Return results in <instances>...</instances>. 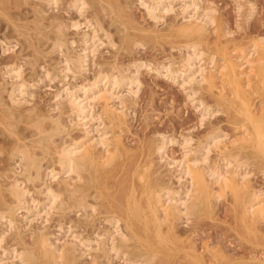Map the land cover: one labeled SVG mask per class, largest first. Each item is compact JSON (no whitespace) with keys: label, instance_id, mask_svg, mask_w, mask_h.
Masks as SVG:
<instances>
[{"label":"rangeland","instance_id":"obj_1","mask_svg":"<svg viewBox=\"0 0 264 264\" xmlns=\"http://www.w3.org/2000/svg\"><path fill=\"white\" fill-rule=\"evenodd\" d=\"M43 1L44 0H3V1L1 0L0 1V4H2V6H0V9H1L0 10V17L2 18L0 20V38L4 41V42L2 41V43L4 45L0 42V68L2 65L6 66L7 64L8 65L11 63L15 64V62H17L16 64L21 65V67L23 68L22 75H23V78L25 77L24 81L28 82L27 83L28 85L26 84V86H24L26 95L24 94L25 96H23L24 98H22V102L19 104H12V102L9 101V99H8L9 96L7 94L8 90H9L8 87L10 88V84H9V86L6 85L7 83L3 84L4 80H2L3 79L2 77L0 78V82L2 81L1 83H2V86L4 88L3 91H5V92H3L1 90L2 87H0V90H1L0 93L3 94L2 95L3 99L5 100V102H7V105H5L6 107L0 106L1 107L0 108V116H1L0 117V120H1V124H0V184H1L0 185L1 186L0 187V198H1L0 199V209H4L7 206L6 204L10 205L12 203V201H11L12 196L10 194H8L9 191L7 190V187H6L7 185H5V184H8V186H9L10 182L17 175L20 179L23 178L21 175L15 173L13 171L14 170L13 167L15 165H17L15 162L17 157L15 158L12 156V154L10 155V153L12 151V150H10L11 147L13 148L14 145L19 143L21 140L22 141L20 143H22V142L27 143V144L29 143V145H30L33 140L37 139V135L32 134L33 132H35V130H34L35 128L31 122L39 119V117L42 118V116L47 117L50 114L52 116L55 115L54 117L58 116L60 121L63 122V124H65L67 126V128L70 125L68 128V131L70 130L69 133L70 134L72 133L70 135L72 138L77 139L79 137V139H82L85 137L83 126L78 124L77 125L78 127H77L74 123V122H76L77 119L75 117H73L72 118L73 121L71 123L68 119L69 117L67 118V115L70 112L69 111L70 109H68V106L70 108V104L67 101L68 99H66V100L62 99V97L67 98V96H65V95H67L65 93L67 87L70 89L72 87H73L72 89H78V87L80 88V85L84 86V84H85V86H87L90 82V81L88 82L89 78H90V80L92 78H94L96 73H99V71L106 70L108 72H111V71H113V69L115 71L117 69L116 66L119 67L121 64H122L121 68L122 69L126 68L127 69V71L125 70L126 73H129L130 70H132L134 68V66L132 67L133 63L138 62L137 60H139V61L144 60L145 63L148 61L149 63H152V66H153V63L155 65V64H158L159 62L161 64V63H174L175 61H176L175 62L176 66H177V64L180 65V63L183 62V58H184L183 53L187 52V49H186L187 47L185 44H187L189 41H191L193 39V38L190 39L191 37H188L186 35L184 36V34H182V32L180 33V31H178V30L176 31V29H178V27L180 26L179 25L180 22L184 21L182 19L184 17H183V15H181V13L183 12L182 6L180 7V5H182L181 0L172 1L171 2L172 10H168L169 12L164 11L165 12L164 13L163 11L159 10L158 13L160 14L161 19L159 18L157 21L155 20L156 22H154L153 18H150L148 16V14L145 10V7L140 6L138 0H84L85 2H87L86 6L88 7V8L86 7V9H85L86 11L84 13H86V14H84V15L80 14L76 8H75L76 9L75 10L74 7L71 6L70 3L73 0H59V1L57 0V3H55V5L52 3L47 4L46 1L45 2H43ZM180 2H181V4H180ZM197 2H198L197 5H198L200 10H202V9L204 10V8L205 9L210 8L211 10H213V13H214L213 14L214 23L212 25L207 26L208 27L206 30L207 32H205V34H204V36H205L207 33L206 37H204L206 39H205V41H204V39L202 41L203 42L202 43V50H204L205 55L204 54H203L204 56L202 55L203 58L201 59V61H202L201 63H203V60H204V63H205L204 65H206V63H208L207 58L209 59L211 56H213V58H214L213 63H216L219 65L223 61L224 52H226V51L231 52V50L235 49L236 47L237 48L244 47V46H246V44L248 45V43H251L250 42L251 40L254 41L256 38H258V36L264 37V0H201V1L198 0ZM249 2L250 3L252 2L253 4L255 3L254 4L255 9H254V12L247 19V17H245V16L248 13L247 11H249L248 10L249 4H250ZM246 3H247V5H246ZM239 4L242 5V9H241L242 12H241V10L240 11L238 10ZM2 7L5 8L6 10L2 9ZM35 8L38 11V13L40 11L39 15H38L37 11L35 10ZM37 8H39L40 10ZM42 9L45 13L42 11ZM2 11H3V13L1 14ZM27 11H28V13H27ZM8 12H9V14H8ZM2 15H4V16H2ZM8 16H10V17H8ZM92 16H94V18L96 16V19L100 20V21L99 20L98 21L100 22L103 29H106L107 31H109V35L111 33L110 37L112 36L111 37L112 41H113V43L115 42L114 46H112L113 45L112 42L109 44L110 41L109 42L107 41L108 38H106L107 36L103 34L104 31L99 30L98 31L99 33L97 32V36L101 37L100 39L103 41V43H101V40H99V39H98V41H96L97 42L96 45H98V46L101 45V47L100 48L97 46H96L97 48L94 47V50L91 52V53L94 52L93 53L94 55L91 54L89 50H87V53L89 52L90 55L88 54V57H86V65L84 67V70L83 71L81 70L82 73H81V71H78V74H77V72H74V73H76V76H75V75H71L74 73L70 72V71L69 72L71 74L68 71H67L68 73L61 72L60 66H61L62 60L64 59L63 58L64 56H62L64 54H61L60 50H54V49H52V47L50 48V45L51 46L53 45V40L55 39V36L58 35L57 28L55 26L61 25L60 21L63 23V26H67L66 30L63 28L62 39L64 40V42L66 41L64 46H67V44H68L70 47H68V46L65 47V48H67L66 49L67 51L66 50L65 51L67 52V54L69 56H71L74 53L73 55H74V57H76L79 54L78 51H80V53L83 52L82 48L84 47V41H83L84 34H83V32H80V31L84 30L85 26L82 25L84 27H81L80 29H76L75 27H71V25H69V24H70V22H72V20H75L77 18L80 21H84V17L93 18ZM42 17H44V18H42ZM4 18L5 19L8 18V19L5 20ZM9 18H11V20ZM40 18L43 20H41ZM39 21H40V23H39ZM64 22H65V25H64ZM55 23H57V24H55ZM58 23H60V24H58ZM17 24H19V25H17ZM53 24H55V25H53ZM15 25L17 28L15 27ZM38 30H40V32H38ZM55 30H56V33H55ZM90 30H91V28H90ZM100 31H102V32H100ZM101 34H102V36H100ZM179 35H181V36H179ZM220 35H221V37H219ZM63 37H65V38H63ZM99 37H97V38H99ZM52 38H53V40H52ZM185 38L188 40H186ZM220 38H221V40H220ZM67 39L68 40L70 39L69 40V41H71L70 43H72L75 40L71 44L72 46L70 45V43ZM221 41L222 42L224 41L225 43H223V44L224 45L226 44V45L224 46ZM136 42H137V44H136ZM81 44H82V46H81ZM204 44H205V46H204ZM12 45H13V47H11ZM75 46H76V48H75ZM79 46H81V47H79ZM181 46H182V48H179ZM206 46H208V47L206 48ZM3 48H4L5 52L3 51ZM65 48L63 47V50ZM180 49H182V50H180ZM49 50H53V52H50ZM59 51H60L61 56L59 54ZM221 51H222L223 55L221 54ZM75 53H77V55ZM181 54H182V56H181ZM205 58H206V60H205ZM87 59L88 60L91 59V60L88 62ZM171 59H172V62H171ZM57 60H61V61H57ZM114 61H115V63H114L115 67L113 65ZM57 62H59L60 65ZM87 62L90 65H88ZM57 64L59 65V67ZM111 64L113 65V68H112ZM118 64H120V65H118ZM124 65H127V66H124ZM88 66H90V67H88ZM99 66H101V69H99ZM57 67L59 68L58 71H57V69H58ZM121 68H119V69H121ZM85 69H88L87 72L85 71ZM97 69H99V71ZM152 70H153V68H151L150 66H147V65L141 66V68L138 71L139 73H137L138 80L140 81V82L139 81L137 82L138 84L140 83L139 85L137 83H132V86H131V84L126 86L127 89L125 86H123L122 88L120 87V88H116L115 90H113L114 93L118 94V95H115L114 99L113 98L111 99L112 101L114 100L115 103L110 100L111 104L113 103L114 106L116 105L115 106L116 109H118L122 106L121 108H123V109L120 108L121 110L120 111L117 110V111L120 113L123 110L124 115L120 114V116L121 115L122 116L121 117L119 116L116 119L114 118L115 120H113L112 123H111V121L106 120L105 122H106L107 127L105 128V131L108 133V135H110V136L112 135L111 136L112 142L114 139L113 138V132L114 131H115V133H117V134H115V137H119V136L121 137V138L119 137V139H120V144H122L120 146V147H122L120 149L122 154H121V152L118 153L116 156V159L114 160L112 165H109L107 167L108 170L106 168L105 170H107V171L103 170V171L99 172L96 179H95L94 175L91 176V179L94 178L93 180H95V181H93V180L91 181L94 184L91 183V185H90L91 187H90L89 191H90L92 197L90 196L89 200L95 201V200H93L94 194L96 196H99L96 199V200H98L96 202L97 207L96 206H95L96 208H93V207L88 208L87 207L86 210L85 209H82V210L79 209V211H78L76 208L70 207L71 208L70 209V208H68L69 207L68 206V207L61 209V210L60 209L59 210L58 209L52 210V212H54L52 215L48 214V213H51V211L46 213V214L44 213L46 218L44 217L43 212H41L42 214L38 220H36V219L38 218L37 216H39V215L35 216L36 219H34L35 217L33 215H35V214H33V212L29 211L28 209H25L26 211H24L23 208H20L21 211L19 209L18 211H20V212L17 211V213L15 214L16 216L18 214V216H17L18 218L15 215L13 216V219L15 220L14 222L16 223V224H14V222H13V226H14V227L12 226L13 229L12 228L10 229L9 226H6L7 224H5V223L4 224L0 223V231H1L0 237L4 236V237H2V239L0 241V243L2 242V244H0V264L4 263L6 260L8 261L7 258H8V256H10V254H8L9 249L13 248L14 246L19 248V249L23 246L36 247L38 245L37 241L39 240L38 234L41 235L42 233L45 235L47 234V236L49 237L50 241L53 244L59 243L58 245H60L61 244L60 241L63 240L64 238L65 239L62 242V244L64 242H67L66 240H68V238H71V240L69 239L68 242H70V241L73 242L72 240H74V242H75V239H78V241H76V242L79 243V241L83 242L84 239L82 237H84V238H86V240H84V242L85 241H87V243L92 242L93 244L92 243H90V244H91V246H94V243L96 244V238H100L98 236H103V237H107V236L110 237L111 236V230H113V226L110 222L108 223V218H111L113 214H115V215L117 214L119 216L123 215L122 217H124V214L126 212L125 211L126 209H124V208H126V203H125L126 202V196H128V192L132 187H134L136 189L138 196L144 195L143 192L145 190L144 187L146 185H147V187L152 185V187L154 186L155 188H158L159 186L161 187L163 185L166 187L170 186V188L173 190H177V189H179V187L181 188V184L183 182H185L184 181L185 179L184 178L180 179V181L182 180L181 183L179 180H177L178 176H176V175H178V173H177L178 171L176 169H174V168H176V165L172 162V160L178 159L183 155V152L185 151V149L182 147V145L179 146L181 144L180 141L183 140V138L188 137V135H189L193 139V140H191V142L194 145L193 144H191V145H192V148L195 150L196 146H198V144H199V141H203V139L205 140L207 135L210 134L212 131L213 132L217 131L218 133L220 132L219 136L221 137V135H222V137L225 140L227 138L228 139L227 141H230L231 139L232 140L236 139L237 136H240L239 135L240 133L242 134V131L244 129L243 124H246L247 121H245V119L243 117H241L242 115L238 112V110H237L238 106L236 105L237 102L235 99L233 101L231 100L228 103L227 102L220 103L221 100L217 99L218 97H216L217 92H218L217 89L210 91V89L208 90L207 87H205V86L202 87V85L199 87L198 84H195V83L189 84V85L186 84L187 86H189V88L193 87L192 89L193 90L195 89V91L197 92L196 93L197 98H201L206 105L210 104L209 108H210L211 114L213 113L212 116H208V117L206 116V118L205 117L201 118L200 111L197 110V108H195V106L193 105V102L192 101L190 102L191 99L189 97H187L188 96V93H187L188 87L184 88L181 86V84H179L180 83L179 80L175 79L176 80L175 81V80H173V78H170V77L167 78L168 76H166L164 73L162 75L160 73H156L157 71L155 69L153 70L154 72ZM48 71L52 75H48L49 74ZM0 72H1V69H0ZM83 72H84V74H83ZM62 74L63 75L66 74L65 75L66 78L64 76H62ZM67 74H69V75H67ZM69 76H71V77H69ZM58 77H60L62 80ZM62 77H64V78H62ZM63 79H64V81H63ZM65 81L66 82L68 81V82L65 83ZM85 81H87V82H85ZM91 81H93V79ZM77 84L78 85L80 84V85L78 86ZM65 85H67V86H65ZM76 85H77V87H76ZM133 85H135V87ZM252 85L254 87H252ZM26 87H27V90H26ZM130 87H132V89L135 88V90L137 88L136 96H134V94H135L134 89H133L134 91L131 89L134 92V94H133V92H130V90H128ZM259 87H260L259 84H255V82H253L251 84V86L248 87L249 96L252 98L253 102L255 103V110L258 109V112L261 111L263 106H264L263 105L264 104V100H263L264 88L261 87V89H260ZM122 89H124L125 91L128 90L127 93L129 94V92H130L133 95H128L123 90L122 93L126 94V96L124 94H122L125 98V99H122L123 98L121 95ZM196 89H198V90H196ZM107 90H111V89L107 88ZM118 92H120V93H118ZM250 92L253 93L252 94L253 96L251 95ZM119 95H120V97H119ZM116 96H118V97H116ZM118 98H119V100H118L119 102L117 101ZM24 99L25 100L28 99V102H26L27 100L25 101ZM103 99H104V97L100 98L97 101L95 100L94 101L95 103L93 102L94 104L92 103L93 108H96L93 110L92 113L94 116V113L96 112L94 117H96L97 120L92 119L93 121L92 120L90 121L91 129H95L93 126H97V123H95V122H98V116H96L98 114L97 110H100V108L103 106V104H104ZM121 99L125 100V102L123 101L124 102L123 103ZM23 101H25V102H23ZM120 101L122 102V104ZM9 104H11V105H9ZM123 104H125V107H123ZM58 105H60V106H58ZM117 105H121V106H117ZM256 105L258 106L257 108H256ZM232 107L234 109H236V111L238 113L236 111H234V109ZM1 109H3L4 111ZM10 109L12 111H10ZM1 111H2V113H1ZM67 111H69V112H67ZM6 112H13V113L15 112L14 117L13 118H10V117L6 118V116L8 115V113H6ZM123 112H121V113H123ZM124 116H126L125 117L126 120H125ZM120 118H122V119H120ZM6 119L8 121L12 120L11 122H14L16 124V128L14 130L16 132V134L10 133L9 130H8L9 132L6 131L8 128L7 125H4V123L6 124V122H5V121H7ZM242 120H243V122H242ZM68 122H69V124H68ZM73 123H74V125H73ZM94 123L96 125H94ZM76 127H77V129H76ZM2 130H3L4 134L2 133ZM108 130H109V132H108ZM99 133H101V132H99ZM118 134H119V136H118ZM13 135H14V137H13ZM96 135H97L96 130H93V131L91 130L90 136L95 137ZM66 136L67 135L65 134V132L62 134L56 135L55 136L56 137V144L57 143L58 144L56 145V147L52 146L50 149L51 151L49 150V153L50 152L51 153L50 154L48 153L47 156H44V158L41 155V149L39 147H36L37 149L35 148L36 149L35 151L37 152V154L40 153L39 156H42L41 158L44 159V160H41L42 174L45 173L44 172V170H46L45 168L50 169L52 166H54L56 169H58V170H56V172H58V176H59V173H60L59 172V166L55 161L56 160L55 150L59 146V144H61V142L63 141L64 138L68 139L69 136H67V137ZM161 136H163L165 140L170 141V139H171V140H175L174 142H176V143H172V141H171L170 143L169 142L166 143L167 145L165 146L164 152H165V156H168V157H165L163 154L162 159L160 158L161 156L159 155V153H157V151L155 150L156 147L160 144V141H162ZM23 137H25V138H23ZM71 137H69V139ZM167 138H170V139H167ZM121 139H123V141ZM26 140L27 141L30 140V141L27 142ZM16 141H17V143H16ZM194 141L196 143L198 142L197 145ZM229 143L227 142V144H229ZM223 144L224 143H220L219 146L223 147ZM126 145H127V148L129 147V151L131 154L129 153L128 149H126ZM147 146H148V149H147ZM228 146L231 147L230 145H228ZM54 147H55V149H54ZM124 148L126 149L127 152H124L125 150H122ZM250 148L251 147H247L241 153L245 158H247L248 164H247L246 169L248 172L250 171L249 172L250 174H248L249 179H250L248 182V185H250V186L247 187L248 189L246 188L247 192L244 191L245 196H248L249 192H251V191L253 192V191H259V190L261 191L262 190V192H264V170L262 171V169H264V160H261L256 155H253L254 153L252 151V148L251 149ZM211 150H212V148H211ZM211 150L208 154H206L205 152L204 153L201 152L202 155L200 153L197 154L198 156L200 154V156L198 157L199 158L198 164L201 162L200 164L204 165V167H206V166L208 167V166H211L213 164H215V165L219 164L221 162V160H220L221 153H219L220 151L218 149H216V147L212 151ZM150 151H152V153ZM95 152H97V154H98V150H96ZM191 152H192L193 156H195V154L193 153L194 152L193 150L190 151L189 155L192 156ZM235 152H237V150H235ZM53 154H55V155H53ZM119 154L121 157L118 156ZM125 155H126V157H125ZM11 156L13 159L11 158ZM132 157H134V158H132ZM149 157H150V159H149ZM124 158H125V160H124ZM202 158L203 159L205 158V159L203 160ZM118 159L122 162V164ZM129 159H131V160L129 161ZM145 159H146V162L144 161ZM51 160H53V161H51ZM148 160L149 161L151 160L153 163L149 162ZM142 161L144 162V164L142 163ZM118 162H120V163H118ZM125 162H127V163H125ZM116 163L121 166V169L122 168H124V169L121 170L119 165H115ZM169 163H172L171 165L173 167L171 165H170L171 167L168 166ZM127 164H129L128 167H127ZM50 165H51V167H49ZM122 165H124V167ZM143 165H147L148 168L145 169V171H144L145 175H143V179H139V178H137L138 176L134 175L133 173L135 172V168L137 166L140 169L144 170V168L141 167ZM150 165H152V166H150ZM117 166H119V167H117ZM149 166H150V168H149ZM115 167H116V169H115ZM133 167H134V169H133ZM16 169H18V167H16ZM118 169L120 170V172ZM125 169H126V171H125ZM151 169H153V171ZM110 170H112V171H110ZM127 171H128V174H127ZM102 172L104 174H102ZM112 172H114V173H112ZM149 172L151 173V175ZM61 173H62V175L63 174L64 175L62 176ZM61 173H60L61 177H64L66 175L63 172H61ZM108 173H109V175H108ZM148 173H149V175H148ZM112 174H114V175H112ZM58 176H56V178H54V179H56V181L54 179H50L49 176H47V178H46L47 180L49 178L51 183L49 181H47V182L50 183L52 187L55 186L54 187L55 190H60L61 188L64 187V184L61 185L62 184L61 183L62 178L60 176H59L60 178H57ZM122 176H123V178H122ZM42 177H44V179H45L44 175H42ZM101 177H102V179H101ZM129 177L131 179H129ZM40 178H41V176H40ZM40 178H38L39 181L36 179V182H35V180H34V182L33 181L27 182V183H29V184H27L28 187L30 189L32 188L31 189L32 190L31 195H29L30 193L27 195V198H29V199H27V202H28V203H26L27 205H30L32 203L31 200L33 198H35L37 195H38L36 197L37 199L39 198V200H41V201L43 199V197H42L43 194L38 193V191H36L40 188V186H43V184L41 182V181H43V178H41V179ZM103 178H105V179H103ZM126 178H128V180ZM121 179L124 181L122 182ZM207 179H209V178L207 177ZM98 180H100V181L98 182ZM127 181H128V183H126ZM142 181H145V184ZM100 182L102 184L103 183H105V184H103V186H102V184H100ZM129 182H130V184H129ZM149 182H151V183L148 185L147 183H149ZM158 183H160V184H158ZM143 184H144V186H143ZM129 185H131V186H129ZM216 185H218V184H215V186H213V187H214V189L218 190L219 187ZM34 186H35V188H34ZM139 186H140V188H139ZM171 186H173V187H171ZM94 187H96V188H94ZM116 187H117V190H116ZM174 187H175V189H174ZM123 188H124V191H121V190H123ZM95 189H97V190H95ZM125 189H126V191H125ZM249 189H250V191H249ZM99 191H100L101 195L96 194V193H99ZM33 192H35V193H33ZM36 192H37V194H36ZM124 192H125V194H124ZM222 192H223L222 196L218 200H216V201L212 200L211 203L213 204V208H212V204L210 206V208L212 210L209 208L206 210V212L204 210L202 212L199 211L197 213H194L190 216V219L189 218L186 219L185 217L183 219L182 218L178 219V220L176 219L177 221H175V226L173 227V229L170 227L169 223L163 222L162 226H164V227H162V232H164L163 233L164 238L162 239L163 241L162 240L161 241L162 242L165 241L166 243L165 242L164 243L166 245L164 243H162L161 241H158L160 239L157 238L156 235L154 236V234H155V233H153V232H155L154 225L150 224L148 227V230H147L146 226L141 225L142 222L137 221L136 224L134 225V227H135L134 229L138 235H136L137 236L136 239L132 240L135 243H132L130 241V247L132 248V249H130V252H132V253H130L129 256L128 255L124 256V255H120V254L115 255L114 252L113 253L111 252L110 257H108V256L104 255L105 253L103 254L102 251L97 252V250H95V249L94 250L89 249V251L84 250V249H86V247L83 244H82L83 245V247H82V245L80 243V244H78V245H80L79 248L77 247L78 249L76 248V245L73 248V250L71 249V251L73 252V253L71 252L72 253L71 255L76 254V255H73L74 259H72L73 257L71 258V260H74L71 263L74 264V262L76 261L75 264H96V263L97 264L98 263L99 264L100 263L101 264H104V263L105 264H135L132 261L134 259L139 260L138 256L141 254L142 251H144L146 249L145 251L150 252L149 250L152 249L151 251L153 252V250L155 249L154 251H156V253H158L157 256L161 255L160 257H157L156 264H204L205 261H206L205 264H213L215 262H216L215 264H255L256 261H257L256 262L257 264H260V263L264 264V262H263L264 261V236H263L264 235V219L259 217L261 220L256 219L252 222L251 217L248 216L249 217L248 219H247L246 215H245V217H243L244 213H241V215H240V212H243V211L241 210L242 207H241V204L239 203V200H238L239 198L235 196L234 191L230 188H227V189H225V191L223 190ZM246 193H248V194H246ZM1 195H3V197H1ZM30 196H33V197L30 198ZM235 197H236V200H235ZM121 198L123 199V201ZM107 199H108V201H107ZM213 201H215V202H213ZM121 202L123 204H120ZM109 203H111L112 205L110 206ZM237 203H239V204H237ZM124 204H125V207H124ZM238 207H240V208H238ZM111 209H113V210L111 211ZM122 209H123V212H122ZM27 210H28V212H27ZM106 210H109L110 212L106 211ZM55 211H57V212H55ZM208 212H210V214ZM21 213H23L24 216ZM110 213H111V215H110ZM198 213H200V214H198ZM238 215H240V216H238ZM42 216L44 217L45 220L43 219ZM106 216H108V218ZM15 217L17 218V220ZM239 217H242L243 223L240 222L241 220ZM31 218H32V220H31ZM104 218L107 220H105ZM18 219L20 221H18ZM178 221H179V223L176 224V222H178ZM18 222H19V224H18ZM26 222H28V223H26ZM246 222H247V225L249 224L248 226L247 225L246 226L247 227L250 226L249 231L251 229L252 230L254 229L253 232L251 230V232L254 233V235L252 233H250L249 231H247L248 228H246V227L243 230V228H244L243 226L245 225L244 223H246ZM249 222L251 223V225ZM28 224H30V225H28ZM254 224H255V226H254ZM68 225L71 227H69ZM18 226H19V228H17ZM60 226H61V228H60ZM240 226H242V227H240ZM65 227L67 229L69 227V230H67ZM107 227H108V229H106V231H105L106 233H105L104 230ZM166 228L169 229L168 233H166V231H165V230H167ZM255 228H256V230L258 228L257 231H259V233L255 230ZM7 229H9V230H7ZM14 229L17 231V234L15 233ZM2 230L3 231L5 230L4 234L2 233L3 232ZM142 230H144V231H142ZM95 231L98 232L97 233L98 235L94 234V233H96ZM169 231L172 232L173 234L176 231L177 232L179 231V232L178 233L176 232V234L171 236L172 233H170ZM73 232H75V233H73ZM107 232H108V234H107ZM68 233H69V235H68ZM246 233L248 236L246 235ZM18 234H21V235H19L21 237H19ZM75 234L78 235V238H77V235L75 236ZM250 234L255 236V237L251 236ZM166 235H168V236H166ZM70 236H74V238L70 237ZM79 236L80 237L82 236V237L80 238ZM93 236H95V237L93 238ZM138 236H143V237H142V239H141V237H139L140 238V240H139ZM173 236H175L178 239V241L176 240V238L173 239L174 238ZM61 237H63V238H61ZM53 238H55V239H53ZM89 238H92V240H90ZM88 239H89V241H88ZM144 239H146V241ZM56 240L57 241L59 240V241L57 242ZM93 241H95V242H93ZM184 242L186 245L184 244ZM136 243L138 244V246ZM140 243H141V246L139 245ZM146 243H148V246ZM149 243H151V244H149ZM154 244L156 245L157 249L156 248L153 249V247L155 246ZM209 244H210V246H209ZM137 247H138V249H136ZM142 247H143V250L141 249ZM209 247H211V249ZM219 248H220V250H219ZM184 249H185V251H184ZM213 249H214V252H213ZM82 250L87 251V252H83ZM131 250H133V251H131ZM135 250H139V251H136L137 252L136 253V252H134ZM6 251H8V252H6ZM75 251H77V252L74 253ZM93 251H95V252H93ZM194 251H196V252L194 253ZM80 252H81V255H80ZM82 252H83V254L86 253L87 255L86 254L83 255ZM100 252L103 255H101ZM217 252H218V254H217ZM91 253H92L93 257H96L95 261H93ZM96 253L98 254L99 258H98ZM210 253H212V255ZM188 254H190V255H188ZM75 256L77 257V259ZM190 256H192L193 258H191ZM2 257L4 259H2ZM104 257H106L108 259V261H107V259L106 260L103 259ZM97 258L100 259L101 262L99 260H97ZM109 258H111V259H109ZM195 258H197L198 260ZM91 261L93 263H91ZM258 261H259V263H258Z\"/></svg>","mask_w":264,"mask_h":264},{"label":"bare ground","instance_id":"obj_2","mask_svg":"<svg viewBox=\"0 0 264 264\" xmlns=\"http://www.w3.org/2000/svg\"><path fill=\"white\" fill-rule=\"evenodd\" d=\"M45 1L47 2V4H51L52 3V4L55 5V3H57V0H44L43 2H45ZM138 1H139V5L140 6H142V7L144 6L145 7V10H146L148 16L150 18H153L154 22H156L160 18V14L158 13L159 10L163 11V12L164 11H168V10H172L171 2L174 1V0H138ZM181 1H182V5H180V7L182 6V11H183L181 13V15H183L184 18H182V19L184 21L180 22V24H179L180 26L178 27V29H176V31L178 30V31H180V33L182 32V34H184V36L186 35L188 37H191L190 39L193 38L187 44H185L183 42L186 45V47H187L186 48L187 52L183 53L184 54L183 62L180 63V65L177 64V66L175 65L176 61L175 62L173 61L174 63H161V64L159 62L158 64H155V65L153 63V66H152V63H149L148 61L145 63L144 60H142V61L141 60L140 61L137 60L138 62H134L133 63L132 67L134 66V68L133 69L131 68L132 70H130L129 73H126V71H127L126 68H124V69L121 68L122 64L121 65L118 64L120 66L119 67L116 66L117 69L115 71H114V69H113V71L110 70L111 72H108L106 70L99 71V69H101V66H99V69H97L99 71V73H96V75H95L96 77L93 75L94 76V78H92L93 81H91L92 79L90 80V78H89V80L87 79L88 82L90 81L88 85L86 84L87 86H85V84H84V86L79 84L80 88L78 87V89H72L73 87L70 89V88L67 87L66 88V92H65L67 94V95H65V96H67V98L66 97L65 98L62 97V99H65V100L68 99L67 101L70 104V108L68 106V109H70L69 110L70 112L67 111V112H69V114H68L69 116L67 115V118L69 117L68 119H69V121L71 123L73 121V119H72L73 117H75L77 119L76 122H74V123H75L76 126L78 124L83 126L85 137L83 136L84 138H82V139H79V137L77 139L72 138L70 136L72 133L70 134L69 133L70 130L68 131V128H69L70 125L67 128V126L65 124H63V122L60 121L58 116L54 117L55 115L52 116L50 114L47 117L42 116V118L39 117V119L34 120L33 122H31L32 125L35 128L34 129L35 132H33V133L31 132V133L33 135L36 134L37 135V139L33 140L32 143L30 142L31 143L30 145H29V143L28 144L27 143H23V142L20 143L22 140L19 143H17V141H16L17 144H15L14 147L13 148L11 147V149H10V150H12L10 155L12 154L13 157H15V158L17 157V159L15 161L17 165H15L13 167L14 168L13 171L15 173L21 175L23 178L20 179L18 177V175H17V176H15L13 178V180L11 179L12 181L10 182L9 186H8V184H5V185H7L6 187H7V190L9 191L8 194H10L12 196V199H11L12 203L10 205L6 204L7 206L5 208L3 207L4 209H0V223L1 224H4V223L7 224L6 226H9V228L11 229L12 226H13V222L15 221L13 219V216L17 213V211L20 208H23L24 211H26L25 209H28L29 211L33 212V214H35V215L32 214L34 217L39 215V216H37L38 217L37 219H36V217L34 218L32 216L34 219L38 220L39 217L42 214L41 212H43V214L44 213L46 214V213L51 211V213H48V214L52 215L54 213V212H52V210H57V209L61 210V209H64V208H66L68 206H69L68 208H70V207L76 208L78 211H79V209H81V210L85 209L86 210L87 207L88 208H90V207L96 208L97 207L96 206L97 205L96 202L98 200H96V199L99 196H96L94 194L93 195L94 199L93 198L92 199L95 200V201H90L89 200V197L90 196L92 197L89 189L91 187L90 186L91 183H93L91 181L94 179L93 177H92L93 179H91V176L94 175L95 179H96L97 175L99 174V172L105 170L109 165H112V163L116 159L117 154L121 152L120 149L122 148V147H120L122 144H120V139H119L120 136H119V134H118L119 137H115V134H117V133H115V131L113 132V138L114 139L112 138L113 139V142H112V140H111V136L112 135L111 136L108 135V133L105 131V128L107 127L106 126V122H105L106 120L107 121L109 120L112 123V121L115 120L116 118H118L120 116V114L124 115L123 110L121 111L123 113H121V112L119 113L117 111V110L120 111L121 109H123V108H121L122 107L121 105H117V106H121L120 107L121 109L120 108L116 109V107H115L116 105L114 106L113 103L111 104V101H112L111 99L112 98L114 99L115 95H118V94H115L113 90H115L116 88H120V87L122 88L123 86L126 87V86H128L130 84L132 86V83H137L139 81L137 73H139L138 71L141 68V66H143V65L150 66L151 68H153V70L155 69L157 71V72L155 71L156 73H160L162 75L164 73L166 76H168L167 78L170 77V78H173V80H175V79L179 80L180 81L179 84H181V86L184 87V88L188 87V91L186 90L187 93H188L187 97H189L191 99L190 102L191 101L193 102V105L195 106V108H197V110L200 111L201 118H203V117L206 118V116L207 117L208 116H212L213 113L211 114V111H210V108H209L210 104L206 105L201 98H197V96H196L197 92L195 91V89L193 90L192 89L193 87L189 88V86H187L186 84L189 85V84L195 83V84H198L199 87L202 85V87L205 86V87L208 88V90L210 89V91H213V90L217 89V91H218L217 95L215 93L214 94L216 95V97H218L217 99L221 100L220 103H222V102H227L228 103L231 100L233 101L235 99L236 102H237L236 105L238 106L237 107L238 112L242 115L241 117H243L245 119V121H247L246 124H243L244 129L242 131V134L240 133L239 134L240 136H237L236 139H233V140L231 139L230 141H227L228 140L227 138L225 140L222 137V135H221V137L219 136L220 132L218 133L217 131H214V132L212 131L210 134L207 135L205 140L203 139V141H199V144H198V146H196L195 150L192 148V145H191V144H193L191 142V140H193V139L189 135H188V137H185V138L182 137L183 140L180 141L181 144L179 146L182 145V147L185 149V151L183 152V155L180 158L172 160V162L176 165V168H174V169H176L178 171L177 172L178 175H176V176H178L179 179L177 178V180L180 181V179H182V178L185 179L184 180L185 182H183L181 184V188L179 187V189L176 188L177 190H173V189L170 188V186L169 187L164 186L163 185L164 183L162 184L163 186H161V187L157 186L158 188H155L154 186L152 187V185L147 187V185H146L145 186L146 188L144 187L145 190L143 189L144 190V192H143L144 195L143 196L142 195L138 196L137 191H136V189L134 187H132L130 190L128 189L129 192L127 191L128 192V196H126V202H125L126 203V208H124V209H126L125 210L126 212L124 214V217H122L123 215L119 216L117 214L116 215L113 214L111 218H108V216H106L108 218V223L110 222L112 224V226H113V230H111V236L110 235H109L110 237H108V236L107 237L98 236L100 238H96V244L94 243V246H91L90 243H92V242L87 243V241H85L86 242L85 243L84 240H86V238H84L82 236L81 237L84 239L83 242L79 241V243H77L76 241H78V239H75V242H74V240H72L73 242L70 241L71 242L70 243V242H68V240L69 239L71 240V238H68V240H66L67 242H64L62 244V242L65 239L64 238L63 240L60 241L62 245L61 244L58 245L59 243L58 244H53L50 241V239L47 236V234L45 235V234L42 233L41 235L38 234L39 240L37 241L38 245L36 244L37 245L36 247L23 246V247H21L22 249L21 248L19 249V248L15 247L12 244L14 247L10 248L11 250L9 249V253L8 254H10V256H8V258H7L8 261L6 260L4 263L1 262L2 264H73L71 262L74 261V260H71V258L73 257V255H76V254L71 255L73 253L71 251V249L73 250L75 245H76V248L77 247L79 248L80 245H78V244H80V243H81V245L83 244L86 247V249L83 248L84 250H88L89 251V249H93V250L95 249V250H97V252L102 251V253L103 254L105 253L104 255H106L108 257H110L111 252L112 253L114 252L115 255L120 254V255H124V256H126V255L129 256V254L132 253V252H130V249H132L130 247V241L132 243H135L132 240L136 239L137 238L136 235H138L135 232V229H134L135 228L134 225L136 224L137 221L142 222L141 225L146 226L147 230H148V227H149L150 224L154 225V228H155L154 229L155 232H153V233H155L154 236L156 235V237L160 239L158 241H161L164 238L163 237V235H164L163 233L164 232H162V227H164V226H162L163 222L164 223L165 222L169 223L170 227L173 229V227L175 226V221H177L178 219H181V218L183 219L184 217L186 219H188V218L190 219V216L192 214H194V213H197L199 211L202 212L204 210L206 212V210L210 208V206L212 204L211 203L212 200H215V201L218 200L222 196V193H223L222 191L223 190L225 191V189H227V188L232 189L234 191V193H235V196L239 198V199L238 198L237 199L239 200V203L241 204V207H242L241 210L243 211V212H240V215H241V213H244L243 217H245V215L247 216V219L249 217H251L252 222L254 220H256V219L257 220H261L260 218L264 219V192H262V190L261 191L260 190L259 191H253V192L251 191V192H249V194L246 193V194H248V196H245V192L244 191H246V188L248 186H250V185H248V182L250 180L248 174H250L249 173L250 171L248 172L247 169H246L247 164H248L247 158H245L241 154L244 149H246L247 147H251L252 151L254 153L253 155H256L261 160H264V106H263L262 110L259 111V112H258V109L255 110V103L253 102L252 98L249 96V92H248L249 91L248 87H250L253 82H255V84H259V86H260L259 88L260 89H261V87L264 88V37H259L258 36V38H256V39L254 38L255 39L254 41L251 40L250 41L251 43H248V45L246 44V46H244V47H241V48H237L236 47L235 49L231 50V52H229V51L224 52L223 61L219 65L216 64V63H213V61H214L213 56H211L209 59L207 58V60H208L207 62L208 63H206V65H204L205 64L204 60H203V63H201L202 62L201 59L205 55L204 54L205 53L204 50H202V43H203L202 41H203V39H204V41L206 39L204 37H206L207 33H206L205 36H204V34H205V32H207L206 31L207 28H208L207 26L208 25H212L214 23L213 10H211L210 8L209 9L208 8L207 9L204 8V10L203 9L200 10L198 5H197L198 4V2H197L198 0H181ZM86 3L87 2H85L84 0H73V1H71L70 4H71L72 7H74V9L76 8L77 11H79L80 14L84 15V14H86V13H84L86 11L85 9L87 7ZM180 4H181V2H180ZM254 4L252 2L249 4V9H248L249 11H247L248 13L245 16V17H247V19L254 12V9H255L254 8L255 7ZM246 5H247V3H246ZM0 6H2V4H0ZM2 9H5V8L2 7ZM37 9H39V8H37ZM241 9H242V5L239 4L238 10L240 11ZM35 10H36V8H35ZM42 11H43V9H42ZM241 12H242V10H241ZM2 13H3V11L1 12V14ZM27 13H28V11H27ZM37 13H38V11H37ZM8 14H9V12H8ZM39 14H40V11H39L38 15ZM2 16H4V15H2ZM8 17H10V16H8ZM90 17H84V21H80L77 18L75 20H72V22H70V24H69V25H71V27H75L76 29H80L81 27L85 26L84 30L80 31V32H83V34H84V37H83L84 47L82 48L83 52L80 53V51H78V53H79L78 55H77V53H75L77 55V56L75 55L76 57H74V55H73L74 53L72 54L73 56L72 55L69 56L67 54V52H66L67 48H65V47H67V46L70 47L68 44H67V46H64L66 41L64 42V40L62 39V33H63V28L66 30L67 26H63V23L61 21H60L61 25H56L55 26L57 28L58 35L55 36L54 40L52 38L53 45L52 46L50 45V48L52 47V49H54V50H60L61 54H64V55H62V56H64L63 57L64 59L61 57L63 60H62V63L60 62L61 63V66H60V69H61L60 71L61 72L68 73L70 71V72H73V73L77 72V74H78V71H81V70L83 71L84 70V67L86 65V57H88V54H89V52L87 53V50H89L90 53H91L94 50V47H96V46L99 47V48L101 47V45H99V46L96 45V43H97L96 41H98V39L101 40L100 39L101 37L97 36V32L99 30H103L104 31L103 34L106 35L107 36L106 38L109 39V40L107 39L108 42L110 41L109 44L111 42L113 43L112 38H111L112 36L110 37L111 33L109 35V31H107L106 29H103V27L101 26V24L99 22L100 20L96 19V16H95V18H94V16H92L93 18H90ZM42 18H44V17H42ZM1 19L2 18L0 17V20ZM7 19H5V20H7ZM9 19L11 20V18H9ZM41 20H43V19H41ZM39 23H40V21H39ZM60 23H58V24H60ZM55 24H57V23H55ZM55 24H53V25H55ZM17 25H19V24H17ZM64 25H65V22H64ZM82 25H84V26H82ZM15 27H16V25H15ZM90 28H91V30H90ZM40 30H38V32H40ZM100 32H102V31H100ZM55 33H56V30H55ZM100 36H102V34ZM179 36H181V35H179ZM97 37H99V38H97ZM219 37H221V35ZM63 38H65V37H63ZM186 40H188V39H186ZM220 40H221V38H220ZM2 41L3 40L0 38V42L1 43H2ZM70 42L71 41H69V43ZM72 43H70V45ZM101 43H103L102 40H101ZM114 43H113V45L112 44L111 45L114 46ZM223 43H225V42L223 41L222 44ZM136 44H137V42H136ZM81 46H82V44H81ZM81 46H79V47H81ZM204 46H205V44H204ZM11 47H13V45ZM63 47L65 48L64 50H63ZM207 47L208 46H206V48ZM75 48H76V46H75ZM179 48H182V46L179 47ZM180 50H182V49H180ZM3 51H4V48H3ZM49 51L53 52V50H49ZM60 51H59V54H60ZM222 51H221V54L223 55ZM93 53H91V54H93ZM61 54H60V56H61ZM181 56H182V54H181ZM90 60H88V62ZM205 60H206V58H205ZM57 61H61V60H57ZM171 62H172V59H171ZM16 63L17 62H15V64H13V63H11L9 65L7 64L6 66L2 65L1 68H0L1 69L0 78L1 77L3 78L2 79V80H4L3 84L7 83L6 85H8V86L10 84V88L8 87L9 90H8L7 94L9 96L8 99H9L10 102H12V104H19V103L22 102V98H24L23 96L26 95L24 86H26V84L28 83L27 81L26 82L24 81L25 77L23 78V75H22L23 68L21 67V65L16 64ZM57 63L59 64V62H57ZM114 63H115V61L113 62V65L115 67ZM59 65H58V67H59ZM88 65H90V64L88 63ZM113 65H112V68H113ZM124 66H127V65H124ZM88 67H90V66H88ZM119 68H121V69H119ZM58 70H59V68L57 69V71ZM87 70L88 69H85L86 72H87ZM82 71H81V73H82ZM48 73H49V71H48ZM83 74H84V72H83ZM48 75H52V74L49 73ZM65 75L62 74V76H64V77H65ZM67 75H69V74H67ZM71 75H75L76 76V73L71 74ZM64 77H62V78H64ZM69 77H71V76H69ZM58 78H60V77H58ZM63 81H64V79H63ZM1 82H0V87H2L1 90L3 91L4 88H3ZM67 82L65 81V83H67ZM85 82H87V81H85ZM77 85H76V87H77ZM65 86H67V85H65ZM133 86L135 87V85H133ZM252 87H254V86L252 85ZM107 88H109L111 90H107ZM126 89H127V87H126ZM131 89H132V87H130L128 90H130V92H133L135 90V88H133L134 90L132 89L133 91ZM198 89H196V90H198ZM26 90H27V87H26ZM123 90L124 89L121 90V95L124 94V93H122ZM128 90H126V91L124 90L126 92V94H128L127 93ZM136 91H137V88L134 91L135 94L133 92L134 96H136V94H137ZM3 92H5V91H3ZM130 92H129L128 95H133ZM118 93H120V92H118ZM126 94H124V95L126 96ZM252 94L253 93H251V95ZM2 95L3 94L0 93V106L1 107L7 105V102H5V100L3 99ZM102 97H104V99H103L104 100L103 101L104 104L100 108V110H97L98 114L96 116H98V122H95V123H97V126H93L95 129H91L90 121L92 119L93 120L96 119V117H94L96 112L94 113V116H93V113H92L93 110L96 109V108H93L92 105L95 103L94 102L95 100L97 101V100H99ZM116 97H118V96H116ZM119 97H120V95H119ZM122 97H123L122 99H125L123 95H122ZM26 100L25 101L28 102V99H26ZM118 100H119V98L117 99V101ZM263 100H264V98H263ZM25 101H23V102H25ZM123 101L125 102V100H122V102ZM112 102H114V100ZM122 102H121V104H122ZM9 105H11V104H9ZM58 106H60V105H58ZM123 107H125V104H123ZM257 107L258 106L256 105V108ZM1 110H3V109H1ZM10 111H12V110L10 109ZM234 111H236V109H234ZM1 113H2V111H1ZM6 113H8V115H9V116L7 115L6 118H9V117L13 118L15 112L14 113L13 112H6ZM125 117L126 116H124V118ZM120 119H122V118H120ZM125 120H126V118H125ZM11 121L10 120L9 121L8 120L5 121L6 124L4 123V125L8 126L6 131L9 130L10 133L16 134V132L14 131L15 128H16V124L14 122H11ZM242 122H243V120H242ZM74 123H73V125H74ZM95 123H94V125H96ZM0 124H1V120H0ZM68 124H69V122H68ZM77 127H76V129H77ZM91 130L92 131L96 130L97 135L95 137L94 136H90ZM64 132H65V134L67 136H69L71 138L70 139H69V137H68V139H66V138L63 139L62 138L63 141L61 142V144H59V146L55 150L56 160L55 159L54 160L56 161V163L59 166V172L60 173L63 172L66 175L64 177H61L60 173H59V176L62 178L61 179V183H62L61 185L64 184V187L61 188L60 190H55L54 189L55 186L52 187L51 184H50L51 182H50L49 178H48V180L46 178H47V176H49L50 179L56 178V176H58V172H56V170H58V169H56L54 166L51 167V165H50L49 167H51V168L50 169L49 168H45L46 170L47 169L48 170L47 171L44 170L45 173L42 174V170H41L42 169V163H41V160H44V159H42L41 157L43 156V158H44V156H47V154L49 153V150L51 149L52 146L56 147V145L58 143L56 144V137L55 136L58 135V134H62ZM99 132H101V133H99ZM108 132H109V130H108ZM2 133H3V130H2ZM13 137H14V135H13ZM161 137H162L161 138L162 141H160V144L158 146L156 145L157 147L155 146L156 149L155 148L154 149L157 151V153H159V155L161 156L160 158L162 159L163 154L165 156L164 149H165V146L167 145L166 143H168V142L170 143L171 141H172V143H176V142H174L175 140H171L170 138H167V139H170V141H168V140H165L163 136H161ZM23 138H25V137H23ZM121 140L123 141V139H121ZM29 141H27V142H29ZM227 142L228 143L230 142V143L227 144ZM197 143H196V145H197ZM220 143H224L223 147L219 146ZM228 145H230L231 147H229ZM36 147H39L41 149V155L42 156H39L40 153L37 154V152L35 151L37 149ZM55 147H54V149H55ZM215 147L220 152L218 150L217 151L219 153H221V157H220L221 162L219 164H216V165L213 164V165L208 166V167L207 166L204 167V165L200 164L201 162L198 164V162H199V158L198 157L200 156V154L202 155L201 152H203V153L205 152L206 154H208L210 152L211 148L213 150V149H215ZM126 149H128V151H129V147L127 148V145H126ZM126 149L124 148L122 150H125L124 152H127ZM147 149H148V146H147ZM96 150H98V154H97V152H95ZM192 150L194 151L193 153L195 154V156H193L192 152H191L192 156L189 155L190 151H192ZM235 150H237V152H235ZM150 152L152 153V151H150ZM129 153H130V151H129ZM198 153H200L199 156L197 155ZM55 154H53V155H55ZM121 154H122V152H121ZM12 156H11V158H12ZM118 156L121 157L120 154ZM125 157H126V155H125ZM165 157H168V156H165ZM132 158H134V157H132ZM149 159H150V157H149ZM124 160H125V158H124ZM130 160L131 159H129V161ZM51 161H53V160H51ZM144 161L146 162V159ZM120 162H118V163H120ZM149 162H152V161L150 160ZM125 163H127V162H125ZM142 163L144 164L143 161H142ZM121 164H122V162H121ZM171 164L172 163H169L168 166H170ZM115 165H119V164L116 163ZM128 165L129 164H127V167H128ZM119 166H117V167H119ZM122 166L124 167V165H122ZM150 166H152V165H150ZM150 166H149V168H150ZM16 167H18V169H16ZM141 167L144 168V170L140 169L137 166L135 168V172L133 173L134 175L138 176L137 178H139V179H143V175H145L144 171H145V169L148 168L147 165H143ZM115 169H116V167H115ZM120 169H121V166H120ZM122 169H124V168H122ZM133 169H134V167H133ZM107 170H108V168H107ZM107 170H105V171H107ZM151 170L153 171V169H151ZM263 170L264 169H262V171ZM110 171H112V170H110ZM125 171H126V169H125ZM119 172H120V170H119ZM112 173H114V172H112ZM149 173H148V175H149ZM41 174L45 176V179H44V177H42ZM102 174H104V173L102 172ZM127 174H128V171H127ZM61 175H62V173H61ZM108 175H109V173H108ZM112 175H114V174H112ZM150 175H151V173H150ZM40 176H41V178H43V181L40 180L42 182L43 186H40L38 184L40 186V188L38 190H36V191H38V193L43 194L42 195L43 199H42V201L39 200V198L37 199L36 198L38 196L37 195L35 198H33L31 200L32 203L30 205H27L26 204V203H28L27 199H29V198H27V195L29 193H30L29 195H31V193H32L31 192L32 188L30 189L28 187L27 184H29V183H27V182H32V181L34 182V180L36 182V179L39 181L38 178H40ZM59 176L57 178H60ZM207 177L209 179H207ZM122 178H123V176H122ZM101 179H102V177H101ZM103 179H105V178H103ZM126 179L128 180V178H126ZM129 179H131V178L129 177ZM54 180L56 181V179H54ZM100 180H98V182ZM47 181H49L50 183H48ZM93 181H95V180H93ZM123 181L124 180H122V182ZM181 181H180V183H181ZM101 182H100V184H102ZM142 182H144V184H145V181H142ZM151 182H149L147 184L149 185ZM126 183H128V181ZM103 184H105V183H103ZM103 184H102V186H103ZM129 184H130V182H129ZM144 184H143V186H144ZM158 184H160V183H158ZM215 184H218V185H216V186L219 187L218 190L214 189L213 186H215ZM129 186H131V185H129ZM140 186H139V188H140ZM96 187H94V188H96ZM171 187H173V186H171ZM34 188H35V186H34ZM174 189H175V187H174ZM250 189H249V191H250ZM95 190H97V189H95ZM116 190H117V187H116ZM121 191H124V188ZM125 191H126V189H125ZM33 193H35V192H33ZM36 194H37V192H36ZM96 194L101 195L100 191H99V193H96ZM124 194H125V192H124ZM1 197H3V195H1ZM31 197H33V196H30V198ZM236 197H235V200H236ZM107 201H108V199H107ZM122 201H123V199H122ZM215 201H213V202H215ZM239 203H237V204H239ZM109 204H110V206L112 205L111 203H109ZM120 204H123V203L121 202ZM124 207H125V204H124ZM212 208H213V204H212ZM238 208H240V207H238ZM28 210H27V212H28ZM109 210H106V211H109ZM112 210L113 209H111V211ZM20 211H21V209H20ZM20 211H18V212H20ZM55 212H57V211H55ZM122 212H123V209H122ZM208 213L210 214V212H208ZM21 214H23V213H21ZM45 214H44V217L46 218ZM198 214H200V213H198ZM110 215H111V213H110ZM240 215H238V216H240ZM17 216H18V214H17ZM23 216H24V214H23ZM44 217H43V219H44ZM17 218H16V220H17ZM239 218L241 220L240 222L243 223L242 217H239ZM31 220H32V218H31ZM105 220H107V219H105ZM18 221H20V220L18 219ZM26 223H28V222H26ZM178 223H179V221L176 222V224H178ZM14 224H16V223L14 222ZM18 224H19V222H18ZM244 224H243L244 225L243 226L244 227L243 230L246 227V228H248V230L247 229L246 230L249 231V227L250 226L247 227L249 224L247 225V222L244 223ZM28 225H30V224H28ZM250 225H251V223H250ZM19 226L17 228H19ZM254 226H255V224H254ZM69 227H71V226H69ZM69 227H68V229L66 227L65 228L67 230H69ZM240 227H242V226H240ZM60 228H61V226H60ZM106 229H108V227L105 228L104 232L106 231ZM166 229L167 230H165V231H166V233H168L169 229L168 228H166ZM7 230H9V229H7ZM251 230L249 231L250 233H252L254 229L252 230V232H251ZM255 230H256V228H255ZM257 230H258V228H257ZM4 231L2 232L3 234L5 233ZM142 231H144V230H142ZM176 232L174 234H176ZM257 232L259 233V231H257ZM15 233L17 234L16 230H15ZM73 233H75V232H73ZM97 233L98 232H96L94 234L98 235ZM170 233H172V232H170ZM107 234H108V232H107ZM174 234L172 233L171 236L174 235ZM252 234L254 235V233H252ZM19 235H21V234H18V236ZM68 235H69V233H68ZM76 235L77 234H75V236ZM246 235H247V233H246ZM253 235H251V236H253ZM166 236H168V235H166ZM2 237H4V236H2ZM2 237H0V241H1ZM19 237H21V236H19ZM70 237L74 238V236H70ZM94 237L95 236H93V238ZM139 237H141V239H142L143 236H138V238ZM173 237H174L173 239L176 238L175 236H173ZM253 237H255V236H253ZM61 238H63V237H61ZM77 238H78V235H77ZM53 239H55V238H53ZM89 239L92 240V238H89ZM89 239H88V241H89ZM139 240H140V238H139ZM144 240L146 241V239H144ZM176 240L178 241L177 238H176ZM93 242H95V241H93ZM164 242H162V243H164ZM0 244H2V242ZM146 244L148 246V243H146ZM149 244H151V243H149ZM184 244H185V242H184ZM83 245H82V247H83ZM139 245L141 246V243ZM137 246H138V244H137ZM209 246H210V244H209ZM154 248H156V245L153 247V249ZM209 248L211 249V247H209ZM136 249H138V247ZM141 249L143 250V247ZM214 249H213V252H214ZM145 250L142 251L140 255L138 254L139 255L138 256L139 260H135L134 259L135 261L133 260L132 262L135 263V264H156L157 257H160L161 255L157 256L158 253H156V251H154L155 249L153 250V252L151 251L152 249L149 250L150 252H147ZM219 250H220V248H219ZM77 251H75L74 253H76ZM131 251H133V250H131ZM136 251H139V250H135L134 252H136ZM184 251H185V249H184ZM6 252H8V251H6ZM83 252H87V251H83ZM83 252H82V254H83ZM93 252H95V251H93ZM195 252L196 251H194V253ZM102 253H101V255H103ZM85 254H83V255H85ZM210 254L212 255V253H210ZM217 254H218V252H217ZM80 255H81V252H80ZM91 255H92V253H91ZM188 255H190V254H188ZM97 256H98V254H97ZM3 257H2V259H4ZM190 257L193 258L192 256H190ZM92 258H93V261H95L96 257H93V255H92ZM98 258H99V256H98ZM98 258H97V260L100 261V259H98ZM72 259H74V257ZM76 259H77V257H76ZM103 259L106 260L107 258L104 257ZM109 259H111V258H109ZM195 259H197V258H195ZM107 261H108V259H107ZM256 262H255V264H257ZM75 263H76V261L74 262V264ZM91 263H93V262L91 261ZM205 263H206V261H205ZM215 263H213V264H215ZM258 263H259V261H258Z\"/></svg>","mask_w":264,"mask_h":264}]
</instances>
